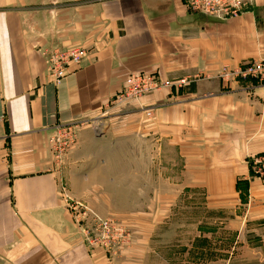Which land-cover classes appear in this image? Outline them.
Instances as JSON below:
<instances>
[{"label":"crops","instance_id":"crops-1","mask_svg":"<svg viewBox=\"0 0 264 264\" xmlns=\"http://www.w3.org/2000/svg\"><path fill=\"white\" fill-rule=\"evenodd\" d=\"M241 1L239 16L219 19L184 0H0V264H115L91 247L62 194L110 200L79 173L93 169L80 162L83 142L67 169L50 144L66 128L84 137L104 116V137L130 150L121 166L150 198L197 196L208 209H235L232 219L264 206L248 160L264 153V84L218 76L264 52V0ZM53 44L86 51L59 82L43 53ZM141 72L156 88L114 105ZM103 160L90 163L107 186Z\"/></svg>","mask_w":264,"mask_h":264},{"label":"rangeland","instance_id":"rangeland-1","mask_svg":"<svg viewBox=\"0 0 264 264\" xmlns=\"http://www.w3.org/2000/svg\"><path fill=\"white\" fill-rule=\"evenodd\" d=\"M129 99L119 100L114 105L120 107ZM105 118L92 126L94 131L85 132L82 138L79 129L72 128L70 146L64 145V139L68 142L69 138L63 136V130L50 141L51 146H55V149L52 146V150L55 151L59 165L66 168L71 158V149L79 144L80 139L85 150L82 151L85 156L81 155L83 160L80 162L87 161L93 169L85 168L79 173L86 174L85 179L92 193L95 194L100 187L108 189V201L81 202L101 220L111 222L108 229L99 227L90 219L91 229L87 236V223H78L80 232L93 249L105 251L115 264H264L263 203L238 209L236 213L242 219H232L235 209H208L197 203V196L179 194L174 197L150 198L148 184L145 183L143 189L142 183L139 185L133 180L131 167L121 166L122 160L129 164L130 150L121 151L120 144L113 146L111 140L104 137L107 131L105 124L108 122ZM65 131L70 132V129L66 128ZM125 138L127 142H123V145L128 147V138ZM101 159L107 164V186L104 184V168H100L97 163H90ZM248 160L252 177L259 180L252 171L256 160L254 157ZM85 179H79L83 186ZM259 181L264 183V179ZM161 185V190H164V182ZM140 186L146 190L142 198L137 194Z\"/></svg>","mask_w":264,"mask_h":264},{"label":"built area","instance_id":"built-area-1","mask_svg":"<svg viewBox=\"0 0 264 264\" xmlns=\"http://www.w3.org/2000/svg\"><path fill=\"white\" fill-rule=\"evenodd\" d=\"M187 7L196 13H201L207 16H215L219 19H227L228 17L239 16L245 7L242 6V1L240 0H184ZM45 63L47 72L53 82H59L63 79L69 71L70 66L73 63H79L82 57L85 55L86 51L82 48H64L59 44H53L44 50ZM219 78L227 85L229 83L249 81L255 84H264V52L257 55L256 58L243 62V64L230 67L224 66L218 72ZM157 86V81L153 75L148 73H132L127 78L123 91L117 97V100L122 99H139L143 95L148 94L153 91ZM152 111L148 110L146 112L148 117L152 116ZM64 137L69 138L67 142L64 139V145L70 146L72 138V130L70 132L62 129ZM70 137H67L69 136ZM52 146L55 149L54 144ZM65 148V147H63ZM255 164L252 168L255 176L261 180L264 179V153H260L254 157ZM64 200L67 203V207L71 210L76 223L84 224L88 228L85 235L91 229L89 220L96 222L99 227L104 226V228L110 229L111 222L108 220H101L100 217L87 205L84 206L81 202L71 198L62 190ZM100 223V224H99Z\"/></svg>","mask_w":264,"mask_h":264},{"label":"trees","instance_id":"trees-1","mask_svg":"<svg viewBox=\"0 0 264 264\" xmlns=\"http://www.w3.org/2000/svg\"><path fill=\"white\" fill-rule=\"evenodd\" d=\"M247 186H248V183L246 181V183L243 185V186H240L241 189H244V190H247Z\"/></svg>","mask_w":264,"mask_h":264}]
</instances>
